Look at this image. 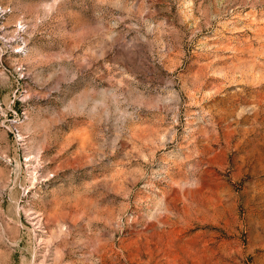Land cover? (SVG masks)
Masks as SVG:
<instances>
[{"label": "rangeland", "instance_id": "374dc122", "mask_svg": "<svg viewBox=\"0 0 264 264\" xmlns=\"http://www.w3.org/2000/svg\"><path fill=\"white\" fill-rule=\"evenodd\" d=\"M0 264H264V0H0Z\"/></svg>", "mask_w": 264, "mask_h": 264}]
</instances>
